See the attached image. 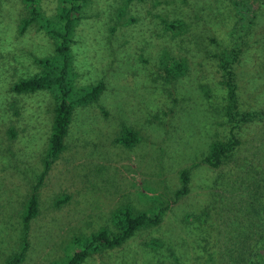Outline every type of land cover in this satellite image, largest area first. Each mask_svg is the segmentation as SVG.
Masks as SVG:
<instances>
[{
    "label": "rangeland",
    "instance_id": "rangeland-1",
    "mask_svg": "<svg viewBox=\"0 0 264 264\" xmlns=\"http://www.w3.org/2000/svg\"><path fill=\"white\" fill-rule=\"evenodd\" d=\"M58 1L39 0L47 19ZM254 12L239 23L228 0H86L68 77L76 98L99 81L104 90L74 108L65 150L38 189L20 264H62L83 246L82 235L114 231L118 208L151 211L159 202L170 209L158 227L83 264H264V118L228 120L217 59L239 47L238 113L264 111V6ZM27 14L21 0H0V264L19 250L21 216L42 172L53 117L54 91H11L41 71L36 59L54 55L48 32H20ZM175 20L186 22L190 37L166 35L163 21ZM163 50L186 60L175 82L158 70ZM124 128L136 137L131 147L115 141ZM232 129L240 144L230 158L218 168L200 164ZM196 164L189 193L174 203L180 170Z\"/></svg>",
    "mask_w": 264,
    "mask_h": 264
},
{
    "label": "trees",
    "instance_id": "trees-1",
    "mask_svg": "<svg viewBox=\"0 0 264 264\" xmlns=\"http://www.w3.org/2000/svg\"><path fill=\"white\" fill-rule=\"evenodd\" d=\"M27 9V16L21 19L20 32L30 26H36L48 32L54 43V55L52 58L36 59V64L41 71L30 78L19 79L11 86V91L17 95L32 94L37 91L48 90L55 92L53 117L48 138L47 150L42 160V172L39 174L36 183L32 186L31 194L25 204V210L21 216L22 234L18 252L11 255L4 264H20L29 248L28 234L30 222L38 215V189L50 170L52 164L59 158L65 150V141L69 133L70 125L73 119V111L77 106L85 107L87 104L97 100L98 96L104 90L102 81L82 90L77 98L72 95V86L69 80L71 72V44L75 28L82 20V13L85 8L86 0H59L56 13L53 18L47 19L39 6V0H21ZM132 0H126L130 3ZM144 1V0H139ZM239 23H247L255 17L254 7L256 5L264 6V0H258L254 3L250 0H228ZM165 26V27H164ZM165 33L173 40L177 38L190 37L188 26L185 21L175 20L171 22L163 21ZM198 40L200 35L197 34ZM191 41V38H187ZM193 41V40H192ZM241 50L239 47H233L219 56L218 65L222 73L223 85L226 89V116L230 122L245 123L254 118H264V111L238 113L237 86L235 84V73L233 65L237 62ZM71 55V56H70ZM158 70L166 82H175L178 78L185 75L188 70L186 60L177 55H173L167 50H163L158 59ZM230 139L227 141H214L210 144L207 154L200 160V164H206L212 168L220 167L228 160L235 148L240 144L239 140L230 132ZM115 141L126 147H131L136 142V137L130 129L124 128ZM191 168H185L179 172V187L174 192L173 202L176 203L189 193L190 171ZM59 199L55 203L58 205L65 201ZM151 211H134L130 206L124 205V209H117L112 212V225L115 230L102 227L98 231L83 237V246L75 251L62 264H83L85 260L95 253H101L105 250H113L125 244L136 232L143 229H153L158 227L170 209L169 204L153 203ZM156 205H158L156 207ZM156 207V208H155ZM80 238V239H81ZM76 240V241H75ZM77 243L79 238L74 239ZM55 264V263H54Z\"/></svg>",
    "mask_w": 264,
    "mask_h": 264
}]
</instances>
